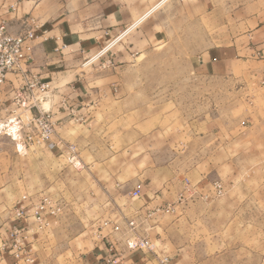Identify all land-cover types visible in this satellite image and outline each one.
<instances>
[{
    "label": "rangeland",
    "instance_id": "rangeland-1",
    "mask_svg": "<svg viewBox=\"0 0 264 264\" xmlns=\"http://www.w3.org/2000/svg\"><path fill=\"white\" fill-rule=\"evenodd\" d=\"M156 1L157 9L151 15L160 29L162 41L158 45L166 43L167 48H158L151 53L150 48H146L131 61H120L124 65L121 77L130 79L122 88L125 99L121 107L126 112L135 109L138 113L137 116L128 113L125 126L140 124L141 129L135 145L133 134H126L123 150L113 139L106 148L92 134L91 149L83 150L76 141L68 142L62 136L59 157L51 159L36 153L26 159L28 151L35 152L36 147L45 145L32 143L23 155L16 151L15 142L9 136L0 134V169L10 168L13 178L7 174V179L12 181H5V175L0 179V186L7 185L6 191H0L2 221L10 216L9 207L24 193L34 200L45 196L61 207L51 219L50 226L38 233L40 239L32 251L37 260L15 263L86 264V252L92 244L100 242L104 234H108L112 222H123L122 234L117 236L124 240V216L133 215L134 209L127 208L132 204L124 205L118 195L122 196V192L135 183L130 179L138 168L147 169L148 166L143 164L132 165L135 155L145 154L147 158L153 155L162 156L164 160L172 158L170 166L176 179L174 185L179 186L181 182L183 187L169 202L174 204L172 212L145 215L141 223L136 221L139 233L143 229L148 230L146 222L149 219L154 225H164L168 223L169 216H174L176 208H190L171 233L172 252L178 251L181 242L187 240L195 245L202 257L197 264H264V64L253 65L249 76L237 66L224 79L211 80V75L196 65L191 52L214 46L225 47L231 40L240 42L243 39L225 34L227 21H221V37L212 35L213 22L207 20V16L204 31L196 20L195 3L193 6L190 4L188 12H182L180 0ZM231 1L218 0L216 6L225 14L240 8H246V11L264 8V0ZM239 25L238 20L236 28ZM136 34L134 29H128L109 41L105 53L81 60V73L88 78L108 75L110 69L118 65L115 61L122 60V51L129 50L128 46L135 49L133 45L136 44L137 50L143 48L144 41L131 43L138 37ZM184 52H189V59ZM132 78L140 80L133 85ZM154 81L157 83L153 84ZM249 87L257 90L252 92L247 90ZM238 88L243 89L236 91ZM49 101L50 98L45 100ZM48 103L42 104L47 108ZM60 108L63 112L68 110L62 104ZM198 113L202 115L199 122L215 121L221 131L196 139L193 126ZM184 122L189 126L186 131L181 128L186 125ZM68 144L75 146V161L68 159ZM82 156L84 159L88 156V161L92 156L94 162L86 167L80 162ZM198 160L204 163L198 164ZM26 171L29 175L24 174ZM185 181L189 186H184ZM216 183L220 185L219 192L214 188ZM6 192L13 195L3 194ZM179 195L181 200H177ZM107 221L109 224H105ZM114 232L111 228V233ZM150 232L153 251H133L163 259L165 256L159 254L160 243ZM155 232L159 233L157 229ZM167 260L160 263H168Z\"/></svg>",
    "mask_w": 264,
    "mask_h": 264
},
{
    "label": "crops",
    "instance_id": "crops-1",
    "mask_svg": "<svg viewBox=\"0 0 264 264\" xmlns=\"http://www.w3.org/2000/svg\"><path fill=\"white\" fill-rule=\"evenodd\" d=\"M190 1L189 3V0H180L181 10L182 12H188L190 4L193 6L195 3L197 5L196 20L203 26L204 31V21L207 16V20L210 19L213 22L212 35L221 37V21H227L229 24L228 27L224 28L225 34L229 37L238 36L243 39L240 42H237L238 40L236 39L231 40L225 47L214 46L191 52L194 55L192 58H195L196 65L210 74L211 80L222 77L224 79L227 75L232 74L237 66L242 70L244 69V74L249 76L248 74L251 71L249 69H252L253 65L264 64V17L260 18L264 14V8L247 11L246 8L245 10L240 8L239 10H230L225 14L216 6L218 0ZM228 1L232 3L231 0ZM15 2L16 0H0V19H4L7 22L8 30L13 34L21 30V21L27 16L32 18L37 25V29L34 32L36 37L32 41V62L28 66V69L38 76L40 80L50 81L52 91L50 93L49 107L56 126L55 133L51 137L55 146L50 149L40 145L35 148L37 149L35 152H26L27 154H25L28 156L26 159L36 153L39 156H46L51 159L59 157L61 153L59 143L62 140V136L68 142L76 141L78 147L83 148V150L91 149L92 134H95L97 136L96 140L105 144L106 148L110 144V140L113 139L119 143L122 150L126 147V134H133L132 141L135 145L136 140L140 137L141 129L140 124L133 123L132 126H125V117H127L128 113L132 112V116H137L138 113L135 109L132 111L127 110L126 112V109L121 107L124 106L125 99V91L122 88L128 84L130 79L121 77L120 71L124 65L120 61H131L133 57L136 58V54H142L146 48H150L149 53L156 52L158 48H167L166 43L158 45L162 41L160 40V29L156 25V19L151 15L157 9V1L17 0L15 10H11L10 5H13ZM154 4L155 6L152 8ZM249 4L247 3L246 5ZM150 9L149 14L139 23H136ZM238 20L240 27L236 28ZM128 29H134L135 35L138 33V37L131 43H143L142 41H144L143 48L137 50L136 44L133 45L135 49L128 46L129 50L122 51L121 56L124 55L121 58L122 60L115 61L118 65L113 66L108 75L93 78L84 76L79 67L81 60L90 56L95 58L101 53H105L109 41ZM184 53H186L185 57L189 59V52ZM238 55H242L243 57L240 58ZM259 58L261 59L258 60ZM252 73L251 79L254 77ZM7 79L8 81L0 91V120L5 118L6 112L4 108L8 107L10 103L12 89L18 85L15 75L8 74ZM137 80L140 79L132 78L133 85L138 83ZM156 83L154 81L153 84ZM172 83L164 82V84ZM240 89L243 88H238L236 91H240ZM255 89L257 90L255 87L247 88V90L252 92ZM133 94L135 95L136 92L134 91ZM62 100L68 106L75 109L77 115L81 118L79 122L66 117L67 111L63 112L60 108ZM46 103L48 102H44V104ZM63 106L67 110L66 105ZM197 116L196 125L193 126L196 139H203L205 135L216 134L221 131V128L217 127L215 121L211 122V120H207L199 122V118L202 115L198 113ZM181 128L183 131H186L187 128L189 129V126L186 124L182 125ZM71 131L74 133L72 134ZM66 132L69 134H64ZM101 147L103 148V146ZM91 159H93L92 156L90 161H88V156H85V159L84 157L83 159L80 158V162L87 167L88 163L94 162V159ZM171 159L164 160L162 156L157 157L154 155L147 158L145 154L134 156L132 165L139 166L143 164L148 167H146L147 169L138 168L136 175L130 179L131 182L133 180L135 183L127 191H123L122 196L118 195L124 205L125 203L127 205L132 204V207L127 206V208L134 209L133 215L124 216V220L134 218L135 221L141 223L145 215L148 216L147 213L149 211L172 202L183 185L181 182L179 186L174 185V180L176 179H174L170 166L172 163ZM202 163L204 162L198 160V164ZM9 169L7 167L3 170L0 169V179H3L2 176L5 175V181H12L10 180L13 179L10 176L12 171ZM7 174L10 179H7ZM24 174L29 175V172L26 171ZM185 184L184 186H189V182L185 181ZM116 185L119 186L120 183ZM6 187L7 185L0 186V191H6ZM134 190L139 191L137 196H132ZM3 194L13 195V193L7 192ZM25 194L28 193L21 194V196ZM108 196H110V193ZM16 202L9 207L10 216L4 221H2V215L0 214V264L19 263H15V260L2 248V244L6 243L8 239V231L12 224L19 223V220H15L14 217ZM189 209L176 208L173 213L174 216H169L168 223L164 225L159 223L154 225L152 219L146 218L147 220L149 219L148 223L146 222L149 226L148 230L143 229L140 232L141 235L150 239L151 236L148 232L153 229L150 233L160 243L159 254L167 257L168 263H160L161 258L158 260V258H152V255L127 250L123 237L118 238L117 236L118 233L122 234L120 232L122 228L120 231L114 233H111L110 228L108 234H104L102 240L92 244L90 250L86 252L87 254L84 257L85 261H87L86 264H96L97 261L106 258H116V264H183L182 262L197 264L202 257L198 255L194 247L195 245L192 246L191 242L185 240V242H181L182 246L178 251L172 252L171 250L173 244L171 233L174 230V226L178 220L185 218L183 214L188 213ZM27 213L30 214L29 209ZM173 219L175 222L172 221ZM52 221L50 219L48 226H50ZM120 223L117 224L122 227L123 222ZM48 226H46V229ZM21 228L25 229L22 234L26 236V242L31 250V257L33 261L37 260L32 251L34 244L40 239V235L38 234L40 230H35L36 224L31 218L27 219L26 224ZM156 229L159 232L158 234H155L157 233L155 232ZM111 244L113 247L110 246Z\"/></svg>",
    "mask_w": 264,
    "mask_h": 264
},
{
    "label": "built area",
    "instance_id": "built-area-1",
    "mask_svg": "<svg viewBox=\"0 0 264 264\" xmlns=\"http://www.w3.org/2000/svg\"><path fill=\"white\" fill-rule=\"evenodd\" d=\"M16 2L10 5L11 10H15ZM22 28L13 34L8 30L7 22L0 19V91L8 81L7 75L13 74L18 80V85L12 89L10 103L4 108L5 118L0 121V134L4 133L15 142L17 152L25 154L32 143L44 144L52 149L55 143L51 140L56 126L52 119L50 107L43 106L45 100L50 98L52 86L50 81L40 80L34 75L28 66L32 62V41L35 39L37 25L28 16L21 21ZM99 56V55H98ZM109 62V61H108ZM43 103V104H42ZM62 105L67 107V117L73 121L81 118L77 115L74 108L68 106L62 100ZM70 161L76 160L75 146L66 145ZM214 188L219 192L220 185L214 184ZM138 190L132 192V196H137ZM177 200H181V195ZM59 203L51 201L45 196L40 199L29 198L22 195L14 206L15 220L19 223L12 224L8 231V239L2 244L3 250L11 256L15 262L32 263L31 250L26 242V236L21 228L31 218L36 224L37 230H42L49 225L50 219L55 217ZM30 210V214L27 210ZM174 209V204L167 203L162 207L154 208L147 213L151 216L155 213H169ZM125 238L124 245L128 250L143 249L153 251L154 245L146 236L141 235L137 230V223L134 219H125ZM105 224H109L107 221ZM113 231L121 230L116 222L111 223ZM111 247L112 244L110 245ZM166 257L160 262L166 261ZM116 258L101 259L98 264H116Z\"/></svg>",
    "mask_w": 264,
    "mask_h": 264
}]
</instances>
